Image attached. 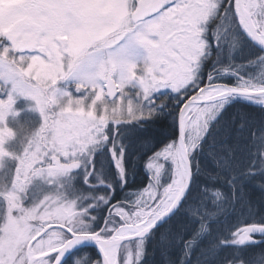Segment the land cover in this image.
<instances>
[{
  "label": "snow or ice",
  "instance_id": "obj_1",
  "mask_svg": "<svg viewBox=\"0 0 264 264\" xmlns=\"http://www.w3.org/2000/svg\"><path fill=\"white\" fill-rule=\"evenodd\" d=\"M0 264H264V0H0Z\"/></svg>",
  "mask_w": 264,
  "mask_h": 264
},
{
  "label": "rangeland",
  "instance_id": "obj_2",
  "mask_svg": "<svg viewBox=\"0 0 264 264\" xmlns=\"http://www.w3.org/2000/svg\"><path fill=\"white\" fill-rule=\"evenodd\" d=\"M167 100V97L162 96L157 100V103H166ZM32 103L33 102L21 97L17 99L14 105L15 108L20 110L16 120L21 124H27L29 127H35L40 120L39 113L30 107ZM9 121L13 126L15 125V121L12 120L11 117H9ZM255 251H259V249H256Z\"/></svg>",
  "mask_w": 264,
  "mask_h": 264
},
{
  "label": "trees",
  "instance_id": "obj_3",
  "mask_svg": "<svg viewBox=\"0 0 264 264\" xmlns=\"http://www.w3.org/2000/svg\"><path fill=\"white\" fill-rule=\"evenodd\" d=\"M166 103H169V101L167 100ZM170 119V118H169ZM142 169L138 170V175H137V180H141L143 177H142ZM151 250V248H150ZM256 249H246L244 250L245 251V255H250L253 251H255ZM233 250L232 249H225L221 252V256H226V255H229L231 254ZM158 258V257H157Z\"/></svg>",
  "mask_w": 264,
  "mask_h": 264
}]
</instances>
